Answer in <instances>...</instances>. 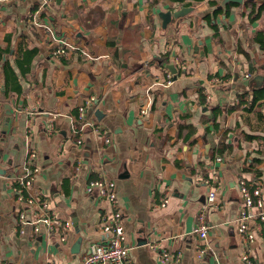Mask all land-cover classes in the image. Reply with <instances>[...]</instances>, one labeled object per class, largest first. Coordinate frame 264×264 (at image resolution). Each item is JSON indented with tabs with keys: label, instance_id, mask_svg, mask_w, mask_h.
<instances>
[{
	"label": "crops",
	"instance_id": "0c3cea01",
	"mask_svg": "<svg viewBox=\"0 0 264 264\" xmlns=\"http://www.w3.org/2000/svg\"><path fill=\"white\" fill-rule=\"evenodd\" d=\"M184 6L193 10L164 26L160 12ZM258 33L264 0H0V168L7 169L0 175V260L81 264L91 243L105 241L103 218L114 211L87 186L111 179L138 264H161L162 248L181 251L183 264H250L245 250L252 264H264V221L248 249L237 225L242 179L260 183L264 199ZM63 39L79 49L56 58ZM215 78L224 84L209 83ZM90 97L89 115L107 136L75 132L78 108ZM31 121L40 171L29 192L71 223L51 233L18 229L23 207L7 177L26 163ZM199 176L213 180L223 205L209 211L205 240L192 233L208 196ZM167 191L168 203L157 206Z\"/></svg>",
	"mask_w": 264,
	"mask_h": 264
},
{
	"label": "built area",
	"instance_id": "2783aa9c",
	"mask_svg": "<svg viewBox=\"0 0 264 264\" xmlns=\"http://www.w3.org/2000/svg\"><path fill=\"white\" fill-rule=\"evenodd\" d=\"M8 1V0H2ZM51 0H43V3H48ZM52 36L53 32H52ZM55 38V37H54ZM79 47L66 40H59L58 45L53 49V56L56 58L66 57L70 52L78 50ZM167 82L171 83L173 74L166 69ZM248 77L253 74L247 73ZM159 80V79H158ZM211 84H224L222 79L215 78L210 80ZM93 97L87 98L78 108V118L74 126L77 135L84 134L87 128L92 129L98 134H106L108 130L102 128L99 122L95 121L90 115L89 110L93 105ZM236 101L239 102L237 98ZM34 116L33 112H29ZM49 130H54L52 123L49 124ZM33 121L28 126L27 144L29 152L26 158V163L20 167L14 176H7L15 188L16 203L23 207L19 212L16 225L18 229L25 233L26 227L30 226L34 232H39L43 227L49 233L55 231L58 226L69 227L70 222L65 224L58 217L57 211L51 207L48 198H38L29 191L34 183L36 174L40 168L36 165L37 151L31 148V138L33 133ZM81 143V140H78ZM106 142H109V137H106ZM217 160H223L221 156H217ZM198 181L203 183L208 188V196L206 202L202 204L198 218L193 227L192 233L200 239L205 240L208 237L210 228L212 227L207 221V215L211 209L220 208L217 201V187L214 186L213 180L203 176H199ZM89 194H96L99 198L108 201L114 208L113 213L106 215L103 218V231L105 232L104 242H93L90 244L88 252L83 256L81 264H138L130 254V247L126 243L125 229L123 225V212L120 208L117 199V183L111 179L91 180L87 186ZM240 192L242 195V204L237 218L238 231L243 239L246 249L255 241L256 231L255 224H262L264 221V199L262 194V186L260 183L254 185L249 184L245 179L240 182ZM171 193L167 191L157 206H166L170 199ZM34 210L32 219L27 217V210ZM257 209V211H256ZM264 226V224H262ZM152 249L157 250L159 243L150 244ZM206 253V247L199 251V257ZM161 264H183V255L181 251L162 248L160 250ZM243 258L248 263L252 264L249 259L248 251L245 250ZM0 264H5L0 260Z\"/></svg>",
	"mask_w": 264,
	"mask_h": 264
},
{
	"label": "water",
	"instance_id": "95a60500",
	"mask_svg": "<svg viewBox=\"0 0 264 264\" xmlns=\"http://www.w3.org/2000/svg\"><path fill=\"white\" fill-rule=\"evenodd\" d=\"M226 1H228V0H226ZM230 1L239 2V3L243 2V0H230ZM192 10H193L192 6H184L178 10H175V11H167V12L162 11V12H160V15L163 19L164 26H166L169 22L172 21L173 18L177 19L179 17L185 16ZM168 67L171 69L172 72H175V73L177 72V70L173 64H169ZM258 78H261V77L259 76ZM207 148H208V146H207ZM1 159H2V152L0 151V163H1ZM6 173H7V169L0 168V175H6ZM79 241H81V238L79 239ZM79 241L76 244V246L79 244Z\"/></svg>",
	"mask_w": 264,
	"mask_h": 264
},
{
	"label": "trees",
	"instance_id": "16d2710c",
	"mask_svg": "<svg viewBox=\"0 0 264 264\" xmlns=\"http://www.w3.org/2000/svg\"><path fill=\"white\" fill-rule=\"evenodd\" d=\"M257 40L260 42V44H261V46L264 48V34L263 33H258V35H257ZM264 91V90H263ZM264 95V93L261 95V96H263ZM258 97H257V95H256V97H255V99H257ZM240 101H242L241 99H240ZM241 103V102H240Z\"/></svg>",
	"mask_w": 264,
	"mask_h": 264
}]
</instances>
